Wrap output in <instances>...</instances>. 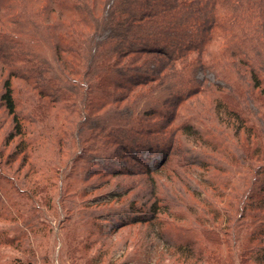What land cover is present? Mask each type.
I'll use <instances>...</instances> for the list:
<instances>
[{
	"label": "trees",
	"instance_id": "1",
	"mask_svg": "<svg viewBox=\"0 0 264 264\" xmlns=\"http://www.w3.org/2000/svg\"><path fill=\"white\" fill-rule=\"evenodd\" d=\"M0 65L9 73L0 100L13 121L9 140L22 137L19 154L27 150L28 120L18 113L13 78L50 98L48 111L65 102L74 114L83 99L91 111L84 123L91 127V115L97 117L92 127L101 132L94 136L107 153L111 144L127 153L129 142L132 150L141 145L151 153L165 149L167 160L182 138L230 144L218 128L208 132L202 127L207 111L192 118L183 112L192 97L209 94L220 112L218 123L230 120L235 129L236 154L228 160L221 145L214 149L222 155L219 161L200 151L206 164L192 165L208 168L196 179L218 191L219 199L207 196L211 220L193 226L202 227L201 240L208 247L172 246L203 264H264V0H0ZM53 65L59 68L57 76ZM209 72L227 87L206 85L199 75ZM76 89L82 94L72 93ZM138 100L153 115L151 121L118 113L125 103L133 114L130 105ZM31 108L40 120L46 118L39 104ZM116 113L117 122L112 121ZM37 115L32 116L38 120ZM110 122L118 126L114 131ZM154 134L155 142L150 141ZM217 171L227 172V178ZM25 250L35 258L33 249Z\"/></svg>",
	"mask_w": 264,
	"mask_h": 264
},
{
	"label": "rangeland",
	"instance_id": "2",
	"mask_svg": "<svg viewBox=\"0 0 264 264\" xmlns=\"http://www.w3.org/2000/svg\"><path fill=\"white\" fill-rule=\"evenodd\" d=\"M53 67L54 75H59L58 66ZM8 74L0 65V95ZM199 76L207 79L208 86L227 87L213 73ZM12 81L19 103L18 113L29 123L25 125L27 150L19 154L22 137L9 140L13 121L0 100V264H83L87 259H92L91 264L94 261H100L99 264L198 262V257L189 258L172 246L187 247V243H195L197 249L208 247L201 240L202 227L193 226H197L196 221L211 220L206 214V204L208 197L218 199V191L196 179L198 175H207L208 167L198 169L192 163L206 164L204 159H199L200 151L221 161L222 155L214 150L221 145L222 150L227 149L229 153L228 160H232L236 154L235 141L238 142L233 137L235 129L229 124L230 120L218 123L220 112L209 94L192 97L188 103L191 107L183 112L192 118L198 112L207 111L201 120L202 127L208 132L218 128L230 144L218 138L211 145L182 138L167 160L165 149L151 153L141 145L132 150L134 143L124 141L121 145L127 144V153L122 149L117 152L116 144H111L107 153L105 143L94 136L101 132L92 127L97 126V117L91 115L92 128L84 123V117L88 118L91 111L84 108L83 99H78L74 114L72 105L65 107V102L48 111L46 107L53 106L50 98L39 97L21 79ZM78 92L82 94L79 89L72 93ZM33 103L40 105L39 110L46 118L40 120L33 112ZM124 105H120L122 112L118 113L125 118L137 116L135 119L146 121L154 118L143 110L145 105L141 100L130 105L133 114ZM118 113L112 121L117 122ZM32 115H37L38 120ZM109 126L110 131L118 127L113 122ZM115 137L116 141H121L120 136ZM155 138L154 134L150 141L155 142ZM27 152L30 156L24 160ZM184 162H189L190 166L181 167ZM165 163L167 166L161 167ZM216 174L222 180L228 176L225 171ZM231 181L240 188L236 179ZM27 247L35 251V258L30 250L26 252ZM82 255L84 258L79 260Z\"/></svg>",
	"mask_w": 264,
	"mask_h": 264
}]
</instances>
